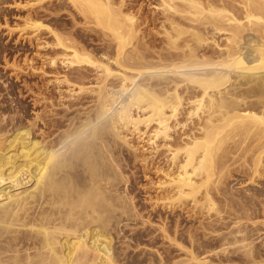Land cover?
Instances as JSON below:
<instances>
[{
    "label": "bare ground",
    "instance_id": "1",
    "mask_svg": "<svg viewBox=\"0 0 264 264\" xmlns=\"http://www.w3.org/2000/svg\"><path fill=\"white\" fill-rule=\"evenodd\" d=\"M125 1L22 6L18 30L46 51L60 96L21 131L0 113V264H264V182L227 183L234 170L245 184L264 176V0H156L157 45ZM66 9L87 38L61 23ZM119 146L163 158L152 209L208 221L183 229L157 209L153 225L125 189ZM143 238L152 250L133 244Z\"/></svg>",
    "mask_w": 264,
    "mask_h": 264
},
{
    "label": "rangeland",
    "instance_id": "2",
    "mask_svg": "<svg viewBox=\"0 0 264 264\" xmlns=\"http://www.w3.org/2000/svg\"><path fill=\"white\" fill-rule=\"evenodd\" d=\"M26 1L27 0H5V1L0 0V2H2V3H0V108H1L0 113L4 114L7 111L4 115L7 117L9 116V117L8 118L6 117V119L9 122V120H10L9 118H12L11 120L13 121L14 124L16 123L15 125H17V129H20L19 131L23 130L25 128L24 126H27L26 124L33 122L35 120V118L37 117V115L44 118L43 121L45 120L46 115H47L46 120L48 121V118H50L49 117L50 113H49V111H47V109L51 108V106L47 103L49 100H50L49 102L51 103V101H52L51 99H53V100L55 99L52 102L56 103L55 101H57V96H60L58 93L59 91L58 90H57L58 92L56 91V89H58V88H56V85L53 83L54 77H55V75H53V71L50 70V68L47 67L46 64H44L45 62H42L44 60V59H42V58H44V56H43L45 54L44 52H46V51L45 50H39V49L37 50V47L34 45L35 44L34 41H33V43H31L32 41L28 42L29 40L27 38H29V37H27L26 35L22 36L21 33L19 32V30H20L19 27L23 26L22 25L23 18H25L28 13H31L30 12L31 10H28V8L22 7L26 3ZM155 1L156 0H126L125 1V3L127 4L126 7H128V8L132 7L131 10L133 11V13L137 14V17L140 20L138 22L139 27L141 26L140 28L143 30L142 32H143V35L145 36V38L146 39L148 38L146 41L148 43L152 42L151 44H153V45L159 44V42H158L159 36L156 33H157V30L159 29L158 27H159V21H160L159 19L160 18L157 19V17H159L157 11H156V13H154L155 12L154 11L155 10V7H154ZM47 5L48 4H46V6ZM71 11L66 9V11L62 12L63 16L61 17V19H62L61 23L62 24L64 23L66 26L70 27L72 25L73 21H74L73 25L76 22L75 26H74L75 27V30H74L75 33L76 34L78 33L77 34L78 36L84 35L87 38V36L90 33L86 30V28H85L86 26L83 25L84 22H83L81 16L80 15L78 16L73 10H71ZM70 12H71V14H70ZM70 15L71 16L73 15V17H71ZM145 18H146V20H145ZM156 19H157V21L155 22ZM81 23H83V24H81ZM153 25H155V26H153ZM153 27H155V28H153ZM18 28H19V30H18ZM155 31H156V33H155ZM86 32H87V34H86ZM148 34H149V36H147ZM91 36L95 37L96 34L91 33ZM149 38L151 39V41H149L150 40ZM90 39H91V37H90ZM92 39H93V37H92ZM88 43H89V46H91L90 48H93V47L96 48L95 47L97 44L96 41H95V44H94V42L92 44L91 41H89ZM41 54H43L42 55L43 57L41 56ZM40 66H44V67H40ZM43 68H44L45 72L43 70H41ZM49 73H51L52 75ZM49 82L52 84H50ZM63 90H64V88H63ZM49 97H51V98L47 99V101H45L46 100L45 98H49ZM42 98L44 101L42 100ZM44 102H45V104H43ZM51 109L53 110V108H51ZM3 111H4V113H2ZM44 111L45 112L47 111V112L45 113ZM42 118L36 120L37 122L35 123L36 124L35 131L33 128L32 131H34V132L31 131V133H30L32 138H31V136H29L30 134H28V137L25 136L26 142H28L31 147H33V144H35L37 142V140L40 139L39 138V136H40L39 132H36V130H39L41 133V129L43 127H46V126H43L45 122L42 121ZM27 122H29V123H27ZM19 124L22 125L23 127L22 126L20 127ZM46 129H47V127L44 130H46ZM27 138H29L28 140L30 142L27 141ZM35 139H36V141H35ZM134 141H135V139L133 140V142ZM32 142H34V143H32ZM136 143H137V140L134 142V145H136ZM140 145H142V144H140ZM140 145H138V146H140ZM119 149L122 150V151H120V155L122 153L123 159L125 161V162L122 161V164L124 162L125 165H124V168L121 167V169H123L126 174L128 173L127 175L129 176V177H126V179L128 178L127 182L129 181L130 184L128 183L129 184L128 185L126 183L125 189L126 190L130 189L129 192H127L128 195H129V193L131 194V196L130 195L129 196L132 197V199L134 200L133 202L136 203V205H135L137 207L136 209L139 210L141 213L143 212L142 215L145 218H147V216L150 215V211L153 210V212H151V216H149V218L153 217V219L150 218V219H152L151 221H152L153 225H155L156 222L158 221L157 217H154V215H152V214H155L154 210L157 211V209H158V212L159 211L161 212V214H162V215H160L161 217L164 218L167 215L166 218L168 217L167 218L168 219L167 222L169 223L168 225H171V223L174 220L179 219L178 222L180 221L182 228L184 226L183 229H187V228H193V229L195 228L196 229L197 227H199L198 224H201V222L206 223L208 221L207 218L204 217V215L193 214L191 211L192 210L191 206H187L184 208L182 207V208H179V210L175 209L172 212H171V210L160 209L161 207H157V206L156 207L154 206L155 208L152 209V206H153L152 204H154V203H151V202H152V200H155L156 195L159 194V190L156 189L157 188L156 183L159 181L158 179H160L161 175H162L161 173H159V172L155 173L154 171L156 170L155 168H156V164L158 161L159 162L157 165L160 164L159 167H162L164 165V162H163L164 160L162 161L163 158H161V157L155 158L154 160H156V162L152 161V159L151 160L146 159L147 161L145 163L144 162L142 163L141 160H142V158H144V154L140 153V152H142V150L137 152V154H136L137 158H136V156L133 155L134 153L130 150H127V148H124L123 146H119ZM120 155H119V157H120ZM122 156L119 158L120 160H121ZM146 157L147 156H145V158ZM138 158H140V159H138ZM158 158H160V159H158ZM134 160H136V161L134 162ZM160 161H162L163 165ZM126 164H128V165L126 166ZM144 165H146V166H144ZM150 165H151V167H150ZM123 170H122V172H123ZM234 171L231 173L230 178H228V180H227V183L229 186L233 185V187L231 186L233 189L234 188L236 189V187H237L236 190L239 189V191H243L244 189H247L248 187H250L252 189L256 188V190L257 189L259 190V189H262V187H264V184L262 185V183L264 182V176L262 177V179H259L262 182L258 181L257 183H253L251 185L248 183L245 184L243 182V181H245V179L247 177V173H245L246 174L245 175L243 170L242 171L237 170L235 172ZM153 172H154V174H153ZM125 173H123V175H126ZM157 173H159V174H157ZM130 176H132V177H130ZM153 181H154V185L152 186ZM233 183H235V184H233ZM148 184H150V186ZM261 185H262V187H261ZM154 189H156V190H154ZM236 190H235V192H237ZM157 191H158V193H157ZM153 195H155V198ZM159 195H161V194H159ZM148 196L151 198L150 201H149L150 198ZM152 197H153V199H152ZM135 200H136V202H135ZM217 200L219 201L218 198H217ZM219 203H222V202L219 201ZM33 205L34 204H31L28 207H31ZM222 205H223V203H222ZM187 208H190V209H187ZM226 210H227V212L228 211L230 212L229 207H228V209H227V207H225V212H226ZM225 212H223V215H227V213H225ZM194 217H195V219H194ZM226 219H225V221L227 223ZM203 221H205V222H203ZM229 221H231V220H228V223H229ZM138 227H139V225H138ZM138 227L136 228L137 229L136 232H139V233L141 231L143 233L147 232V230H145L147 227H144L142 229L140 227L138 229ZM138 230H141V231H138ZM143 239L144 240H142L141 243L140 242H134L133 243V244H135V246L140 244L139 246L140 247L142 246L141 247L142 249L139 247L136 249L137 250L136 251L135 250L136 247H134V252L132 251V249H129L128 252L132 255V257L134 255L136 256L137 254L142 253L141 251L144 249L152 250V246L148 244V239L147 238H143ZM162 241H163L162 238H160V237L156 238L157 244L155 243L156 247L153 248V250L159 249L160 251H162V248L166 246L164 241H163V243H162ZM143 243L145 244V246ZM160 243H161V245H160ZM162 245H163V247H162ZM143 246L144 247L147 246V248H144ZM140 249H141V251H140Z\"/></svg>",
    "mask_w": 264,
    "mask_h": 264
}]
</instances>
